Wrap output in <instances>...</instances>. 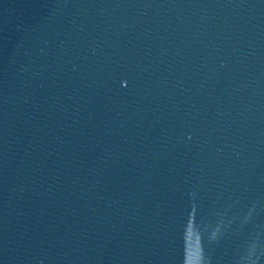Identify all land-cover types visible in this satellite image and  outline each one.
Returning <instances> with one entry per match:
<instances>
[{
    "label": "water",
    "instance_id": "1",
    "mask_svg": "<svg viewBox=\"0 0 264 264\" xmlns=\"http://www.w3.org/2000/svg\"><path fill=\"white\" fill-rule=\"evenodd\" d=\"M0 264H264V0H164Z\"/></svg>",
    "mask_w": 264,
    "mask_h": 264
}]
</instances>
